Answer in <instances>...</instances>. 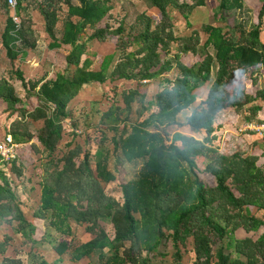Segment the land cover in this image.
Masks as SVG:
<instances>
[{
  "label": "trees",
  "instance_id": "16d2710c",
  "mask_svg": "<svg viewBox=\"0 0 264 264\" xmlns=\"http://www.w3.org/2000/svg\"><path fill=\"white\" fill-rule=\"evenodd\" d=\"M25 1L18 0L17 13L27 8ZM137 1L158 14L144 12L127 23L113 13L116 0L36 2L49 49L70 47V70L37 80L27 79L17 66L37 47L32 19H22L18 28L8 15L0 43V101L7 104L5 139L17 147L10 161L0 153V230L12 227L29 243V264H53L41 255L44 246L54 249L56 264H66V252L72 261L96 257V264H153L168 258L184 264L187 255H192L188 264H264V134L250 143L246 135L259 132H226L219 146L212 135L217 127H239L240 115L264 124V0H214L213 23L202 26L204 41L196 31L178 37L172 11L192 26L193 11L210 0ZM247 4L254 7L248 23L240 18ZM63 5L67 11L61 17ZM91 41H111L120 53L111 70L114 53L102 58L99 70L91 69L99 60L89 50ZM184 55L199 59L189 65ZM175 70L177 76H170ZM119 79L138 85L107 97L113 104L101 112L104 127L95 153L73 141L62 149L69 105L83 86ZM148 80L161 84L150 101ZM209 82L207 96L188 120L207 136L180 132L179 115L196 104L197 91ZM120 101L124 107L117 105ZM133 102L139 103V114L149 113L130 123ZM70 124L76 126V120ZM32 182L38 206L28 219L15 190ZM110 183L121 189L122 201L108 195ZM104 224L112 225V234ZM78 230L92 238L80 242ZM239 230L258 237L239 239ZM13 241L9 234L0 238V264H23L8 255Z\"/></svg>",
  "mask_w": 264,
  "mask_h": 264
},
{
  "label": "rangeland",
  "instance_id": "374dc122",
  "mask_svg": "<svg viewBox=\"0 0 264 264\" xmlns=\"http://www.w3.org/2000/svg\"><path fill=\"white\" fill-rule=\"evenodd\" d=\"M4 0H0V43H1V35L4 30V26L6 23V19L8 15L13 13V9L10 8L8 5L5 8L3 5ZM36 2H41V0H27L24 2L25 5H27V8L22 10L21 13H17V15L21 19L28 18L29 16L32 19L33 22V28L35 31V36L37 39V47L35 50L30 51L27 55V57L19 61L17 63V66L21 68L27 79H41V78H55L59 73H67V71L70 70V66H67L66 56L69 53L70 48H61L51 51V49L48 48L49 46V37L46 34V31H44V24L42 23V20L40 18V15L38 14V9L34 7V4ZM77 3V2H75ZM215 5L214 0H210L208 5L203 8H197L193 11L191 15V24L192 26H189L187 24V21L185 20L184 16H182L178 10H173L172 14L175 17V23H176V33L178 37H191L192 32L196 31L198 33H201L203 37V41L205 40L206 36L202 33L203 28L202 26L207 23H213V16H212V10L213 6ZM254 7H252L250 4L246 5V9H243L242 12H240V18L245 19L246 23L250 20V15L253 12ZM9 10V11H8ZM67 7L65 5L62 6V9L60 10V15L63 17L66 14ZM148 13L149 15H157L158 10L155 8H149L148 5L144 2H139L137 0H131V3H128L126 0H116L115 3V9L113 10L114 15L117 18H122L126 20L127 23L133 22L136 20L137 16L142 13ZM63 26V20L59 21V33L62 30ZM261 39L264 42V24H263V31L261 35ZM111 41H108L106 43L100 44L98 42H89V50L91 53L96 54L99 57L98 59H95L93 61V64L91 66V69L99 70L100 69V63L103 57H105L108 54H115V58L113 62L110 65L111 70L117 63V56H119V52L116 51L114 46L110 43ZM213 51V49H211ZM199 59V58H197ZM196 58H193L192 55H184L183 61L187 64H192L193 62H196ZM4 74H6V77L9 78L7 70L3 71ZM177 70L171 72L170 76L176 77L177 76ZM109 74V72H108ZM149 81V97L148 101H150L155 94L159 91L161 84L159 80H148ZM11 82L16 84L18 87L19 94L26 95L27 96V90L24 89L22 86H20L15 79H11ZM264 82V80H263ZM138 85L137 81L134 80H125V79H119L117 81H110L107 80L103 85L95 84V83H89L85 84L78 94V96L70 103L68 111H69V118L64 121V125L67 128V133L65 134V138L63 141L62 149H65V144L67 142L73 141V144H83L86 148H89L92 153H95V151L98 149V145L100 144V138L101 133L103 131L100 130V128L104 127V124L101 121V112L106 111L110 108V106L113 104L107 97H113L115 93L126 91L130 88H136ZM209 86L210 82L206 83L202 88H200L198 92V99L196 104L193 105L192 108L185 110L179 115V120L181 122L180 126V132L185 133L186 135H191L194 137H198L200 139L205 138L207 135L203 131H197L196 128L188 124L189 116L192 114L194 108L196 105L203 100L208 92H209ZM117 105L124 107V102L120 101ZM7 104L5 102L0 101V151L1 148L4 147V143L6 142L5 139V125L7 122L8 112L6 111ZM140 112V106L138 102L132 103V110L131 112L127 113L128 121L136 122L140 121L142 118L146 117L149 112L146 114H139ZM125 116V113L123 114ZM73 118L76 120V126H73L70 124V119ZM109 123H115L114 121H107ZM239 127L234 125H225L220 128H216V132H214L212 135L216 137L213 144L215 146H219L221 140H223L225 133L230 132L231 130L235 133L234 128L238 130L239 132H248V131H255L254 125H257L255 123L247 122L243 116L240 115L238 119ZM261 130L264 127L260 126ZM76 131L77 136L73 138L72 133L73 131ZM108 137L113 136V132L107 131ZM111 146V144H110ZM112 147V146H111ZM35 158L37 160L41 159V155H36ZM113 158L110 160V168L114 170L113 168ZM5 169V168H4ZM129 171H133L130 167H128ZM6 170V169H5ZM9 168H7V171ZM32 171V170H31ZM31 175V172L29 173ZM132 173H130L129 177H132ZM202 179L209 183L210 185L214 184L213 177L211 175L203 174L201 175ZM34 185V182L29 183L26 185V189L17 188L15 190L20 206L22 210L24 211L26 217L28 219H31L33 211L38 206L37 203V193L34 192V189H31ZM106 192L108 195L114 197L118 201H122V192L121 189L115 184L110 183L107 186ZM106 227V230L109 234H112V225L104 224ZM78 239L82 241H88L91 239V236H84L79 230H78ZM6 234H9L11 237L14 238V241L11 243V247L8 251V255L17 256L19 257L23 264H29L32 261V256L30 253V245L29 243H24L23 237L21 235H15L13 233L12 227H9L5 225L3 229L0 230V238L2 239L3 236ZM80 235V236H79ZM239 235V236H238ZM237 235L238 238H242L246 236V233H243L242 231L239 232ZM254 237H258L256 234H252ZM76 241V240H75ZM40 253L42 256L49 258L50 262L53 264L57 263L58 255L54 252V249L51 247L44 246L42 248L39 247ZM66 260V264H96V257L94 258H88L85 257L81 260L72 261L71 254L69 252H66L63 256ZM2 257H0L1 261ZM192 260V255H187L185 263L188 264L189 260ZM153 264H171L170 259L166 260L165 262H153Z\"/></svg>",
  "mask_w": 264,
  "mask_h": 264
},
{
  "label": "built area",
  "instance_id": "2783aa9c",
  "mask_svg": "<svg viewBox=\"0 0 264 264\" xmlns=\"http://www.w3.org/2000/svg\"><path fill=\"white\" fill-rule=\"evenodd\" d=\"M7 3H8V6L13 9V13L11 14V16L13 17L17 27L20 28L22 22H21L20 17L17 15V11H16L18 0H7ZM263 125L264 124L254 125L255 131L264 134V127L262 128V130L260 127ZM16 147L17 145L12 143V139L10 137H7L6 142L4 143V147L1 148V151H0L5 161H10L11 159L15 158Z\"/></svg>",
  "mask_w": 264,
  "mask_h": 264
},
{
  "label": "crops",
  "instance_id": "0c3cea01",
  "mask_svg": "<svg viewBox=\"0 0 264 264\" xmlns=\"http://www.w3.org/2000/svg\"><path fill=\"white\" fill-rule=\"evenodd\" d=\"M38 14L40 15V12H38ZM40 18H41V16H40ZM21 19V18H20ZM41 20H42V23L44 24V20L41 18ZM21 22H22V19H21ZM58 25H59V23H58ZM44 27H46V25H44ZM63 27V26H62ZM47 34V33H46ZM48 35V34H47ZM48 37H49V35H48ZM50 39V38H49ZM50 42L51 41H49V45H50ZM48 48H49V46H48ZM63 48H70V47H68V46H63ZM234 130H235V133L236 134H238V130H236V128H234ZM232 131V130H231ZM233 132V131H232ZM246 138L248 139V141L250 142V143H254L256 140H261L262 138H263V135H261L260 133L259 134H257V135H251V134H247L246 135ZM240 231H242L243 233H246V236L245 237H240L239 239H245V238H247V237H252L253 235L252 234H248L245 230H239L238 232H237V235L239 234V232ZM239 236V235H238Z\"/></svg>",
  "mask_w": 264,
  "mask_h": 264
}]
</instances>
